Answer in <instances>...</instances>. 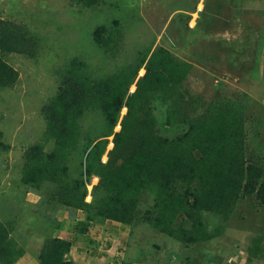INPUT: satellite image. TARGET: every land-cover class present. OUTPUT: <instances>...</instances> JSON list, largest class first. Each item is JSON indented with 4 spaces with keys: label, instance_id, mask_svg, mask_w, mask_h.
Returning a JSON list of instances; mask_svg holds the SVG:
<instances>
[{
    "label": "trees",
    "instance_id": "1",
    "mask_svg": "<svg viewBox=\"0 0 264 264\" xmlns=\"http://www.w3.org/2000/svg\"><path fill=\"white\" fill-rule=\"evenodd\" d=\"M69 3L93 10L102 0ZM122 30L118 20L102 24L92 39L114 58ZM39 48V38L26 26L0 19V91L14 88L20 79L7 58L35 59ZM193 68L162 47L146 49L132 63L102 76L93 75L85 60L73 57L59 70L58 89L41 108L46 123L42 140L24 153L20 182L25 194L41 195L52 185L46 200L54 208L81 211L89 224L112 221L132 227L140 219L142 197L149 192L153 204L144 221L185 246L213 239L204 214L228 223L244 198H255L264 206V167L248 154L247 103L226 97L203 107L185 84ZM154 102L167 107L166 123L178 128L176 136L162 134ZM90 113L103 121L96 135L84 133L83 121ZM3 137L0 131V149L9 150ZM94 178L98 183L87 202ZM15 223L0 217V264H17L26 253L12 235ZM261 241L262 236L254 239L248 264L263 254ZM71 250V241L48 233L37 259L39 264H75L69 258Z\"/></svg>",
    "mask_w": 264,
    "mask_h": 264
},
{
    "label": "rangeland",
    "instance_id": "2",
    "mask_svg": "<svg viewBox=\"0 0 264 264\" xmlns=\"http://www.w3.org/2000/svg\"><path fill=\"white\" fill-rule=\"evenodd\" d=\"M236 3L102 0L99 8L90 10L73 7L69 0H0V19L26 26L40 40L35 59L22 55L7 58L19 71L20 79L14 88L0 91V131L2 143L9 146V150L0 149V217L16 221L12 235L28 254L39 253L48 233H60L56 228L60 219L66 220L65 235L75 243L74 256L85 263L248 264L254 239L262 236L263 254L252 257L251 264H264V206L255 198L242 199L228 223L204 214L213 239L185 246L144 221L143 215L153 204L149 192L142 197L140 219L132 227L112 221L88 225L86 220H78L85 219L82 212L75 216L64 209L58 212L46 200L54 190L52 185L45 187L39 203L30 205L20 182L24 153L42 140L45 131L41 108L55 95L58 72L66 63L78 56L89 64L93 75L102 76L132 63L146 49L157 47L194 65L185 84L203 107L226 97L247 103L248 154L264 167V0ZM117 20L123 24L122 41L117 56L107 57L95 45L92 33L97 26ZM144 73L142 70L140 76ZM153 104L162 134L176 136L178 128L166 123L167 107ZM125 113L124 108L122 115ZM102 125L101 117L90 113L83 121L84 133L96 135ZM112 147L110 143L108 150ZM103 160L107 161L106 155ZM97 183L94 178L91 191Z\"/></svg>",
    "mask_w": 264,
    "mask_h": 264
},
{
    "label": "crops",
    "instance_id": "3",
    "mask_svg": "<svg viewBox=\"0 0 264 264\" xmlns=\"http://www.w3.org/2000/svg\"><path fill=\"white\" fill-rule=\"evenodd\" d=\"M98 180V179H97ZM40 199V194H37L33 191H29L27 194H26V201L28 203H30V205H36L37 203H39V200ZM58 208V212H62L64 210H67V212L72 215H76L77 213H79L78 215H80V212L81 211H73V210H70L68 208H64V207H56V209ZM64 212V211H63ZM84 214V213H83ZM71 215V219L74 218V216ZM64 219L67 218L66 216L63 217ZM79 221H84L85 219L83 218H79L78 219ZM64 221H65V224H66V220H63L61 221L60 219H58L57 221V224L58 226L56 227L57 230H58V235L56 234L57 237L59 238H62V239H65V240H68V241H71L72 242V250L70 252V255H69V258L70 260H72L75 264H82L81 262H83L84 264H90V261H87L86 263L83 261V260H80L78 261L77 258L74 256V253H75V250H74V241L71 237H67L65 235V229H64ZM87 223V222H86ZM109 221H106V224H108ZM88 224V223H87ZM88 225H92V223L88 224ZM121 225V224H120ZM88 226H85V229H87ZM37 256H38V253L36 254H33V255H30L28 254V252L26 251L24 257L22 259L19 260V262L17 264H39V261L37 259Z\"/></svg>",
    "mask_w": 264,
    "mask_h": 264
},
{
    "label": "built area",
    "instance_id": "4",
    "mask_svg": "<svg viewBox=\"0 0 264 264\" xmlns=\"http://www.w3.org/2000/svg\"><path fill=\"white\" fill-rule=\"evenodd\" d=\"M112 144V143H111ZM103 161H105V160H103ZM91 185V184H90ZM91 186H88V195H87V198H86V200H91V198H92V196H91ZM90 202V201H89Z\"/></svg>",
    "mask_w": 264,
    "mask_h": 264
},
{
    "label": "bare ground",
    "instance_id": "5",
    "mask_svg": "<svg viewBox=\"0 0 264 264\" xmlns=\"http://www.w3.org/2000/svg\"><path fill=\"white\" fill-rule=\"evenodd\" d=\"M199 8H201V5L199 6Z\"/></svg>",
    "mask_w": 264,
    "mask_h": 264
},
{
    "label": "clouds",
    "instance_id": "6",
    "mask_svg": "<svg viewBox=\"0 0 264 264\" xmlns=\"http://www.w3.org/2000/svg\"><path fill=\"white\" fill-rule=\"evenodd\" d=\"M95 179H97V178H95ZM92 193V192H91ZM92 196V195H91Z\"/></svg>",
    "mask_w": 264,
    "mask_h": 264
}]
</instances>
